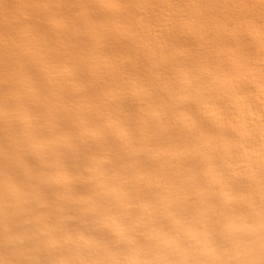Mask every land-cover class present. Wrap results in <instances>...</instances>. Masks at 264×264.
<instances>
[{"label":"bare ground","instance_id":"6f19581e","mask_svg":"<svg viewBox=\"0 0 264 264\" xmlns=\"http://www.w3.org/2000/svg\"><path fill=\"white\" fill-rule=\"evenodd\" d=\"M0 264H264V0H0Z\"/></svg>","mask_w":264,"mask_h":264}]
</instances>
